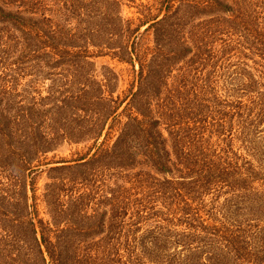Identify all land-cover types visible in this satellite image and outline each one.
<instances>
[{
  "label": "trees",
  "instance_id": "1",
  "mask_svg": "<svg viewBox=\"0 0 264 264\" xmlns=\"http://www.w3.org/2000/svg\"><path fill=\"white\" fill-rule=\"evenodd\" d=\"M122 1L0 0L5 263L264 264V0H163L139 23ZM101 57L131 66L137 90L116 97ZM32 74L64 82L31 99ZM64 137L92 142L76 161L95 150L50 170L45 220L38 167Z\"/></svg>",
  "mask_w": 264,
  "mask_h": 264
},
{
  "label": "rangeland",
  "instance_id": "2",
  "mask_svg": "<svg viewBox=\"0 0 264 264\" xmlns=\"http://www.w3.org/2000/svg\"><path fill=\"white\" fill-rule=\"evenodd\" d=\"M122 1V0H121ZM162 1L163 0H124L121 2V12L122 16L124 19H129L133 20L136 23H139V19L144 20L147 17H150L151 15H159L160 18L164 14V10H162ZM95 24H91L89 27L91 29L95 28ZM148 25H143L139 31L140 34H142L145 29L147 28ZM143 37H146L148 40L152 39V36L148 33L143 35ZM147 39H144L146 43L145 46L149 45V43L146 42ZM95 64L98 66L101 65H107L112 67L119 75V84H118V91L115 93V96H119L120 99H123L125 96L129 94V90L133 88V91L137 90V81L134 78L135 73L132 70V67L126 64H121L117 60L110 59L109 57H101L95 60ZM57 69L54 71V73H60L61 70ZM66 68V67H65ZM138 70V67L136 66V71ZM35 71V70H34ZM63 72V71H62ZM66 75V74H64ZM60 76L57 77H49L47 76L46 80H43L41 82L32 81L33 79H37V76L32 74L31 76H28L26 80H21L18 85V92L24 94V90H27L29 93L30 98H40V97H46L48 95V91L50 90L51 87L55 85H61L64 81L61 80ZM39 83V84H38ZM59 86H56L55 88L58 89ZM40 94V97L38 96ZM130 98H128V101ZM126 106V103L123 104L122 108L119 110V112ZM75 109L73 107L68 108V113L75 112ZM71 124V126H67L73 130V125L77 124L76 121L69 120L68 123L66 124ZM66 126H63V129H67ZM67 137V136H65ZM60 138L58 141H56L54 144L51 146V150L47 152V155L45 156V160L41 162L47 163L40 165L38 167V171L40 172L39 177L37 178V183H36V195L39 198V210H40V217L46 219H49L50 216L48 212H51L52 207H49L42 201V194L45 192V188L48 184L52 183L51 178H56L58 175V172L53 173L50 170L54 167L57 166H62V165H76L77 163H82L88 160L92 154L94 153L95 149H92V151L88 152V156L84 160H78L77 159L81 158L85 153H87L88 147L92 146V142H89L86 144V142L80 141L79 143H76L75 141H70L68 142L66 139ZM263 139L260 138L261 144L258 143V147H261V152L264 153V134L261 136ZM259 138V137H257ZM103 139V137H102ZM102 139L99 140V142L102 141ZM238 142H236L237 144ZM264 159V156H263ZM65 161V162H62ZM62 178L65 176L64 172H59V177ZM57 190V189H56ZM56 190L51 189L49 190V199H52V196L62 192V195L58 199V204H63L64 206L66 205L67 201L69 200V195L68 192L60 191L58 190L57 193ZM47 192V193H48ZM46 193V194H47ZM28 195L31 197L33 194L30 189V185L28 186ZM32 202V199H30V203ZM59 206V205H58ZM88 207L86 208V210ZM93 209V210H91ZM89 213L91 214L93 211L97 210L96 208H92V204L89 207ZM92 211V212H91ZM105 211V210H104ZM11 212V210H9ZM102 213V211H99ZM73 211H70V214H72ZM4 225H7L5 221L0 222V242H3L4 238L7 237V232H5ZM4 227V228H3ZM145 229L142 230L141 233H143ZM140 233V234H141ZM40 236V235H39ZM11 253H0V264H6L5 263V256L10 255ZM26 254V253H24ZM5 255V256H3ZM46 255V254H45ZM47 258V264H50L49 262V257L46 255Z\"/></svg>",
  "mask_w": 264,
  "mask_h": 264
}]
</instances>
